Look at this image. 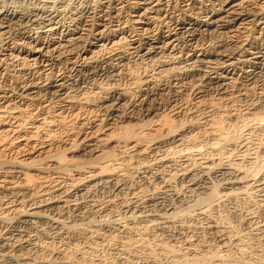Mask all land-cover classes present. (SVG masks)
I'll list each match as a JSON object with an SVG mask.
<instances>
[{"label":"clouds","instance_id":"1","mask_svg":"<svg viewBox=\"0 0 264 264\" xmlns=\"http://www.w3.org/2000/svg\"><path fill=\"white\" fill-rule=\"evenodd\" d=\"M99 2L0 0V264H264V0L69 44Z\"/></svg>","mask_w":264,"mask_h":264},{"label":"bare ground","instance_id":"2","mask_svg":"<svg viewBox=\"0 0 264 264\" xmlns=\"http://www.w3.org/2000/svg\"><path fill=\"white\" fill-rule=\"evenodd\" d=\"M228 4H232L233 0H227ZM224 0H220V3H216V0H212L211 3L208 0H101L95 8L86 7L87 19L86 26L81 29L83 33L78 41H69V44L78 43L83 45L85 48L90 40L94 36L92 31L98 26L103 27L98 35L100 37L109 34H115L127 30L132 40L139 38L141 41L151 40L155 41L157 37L163 33L164 37H175L179 31L181 25L188 23L189 27L185 29V37L188 38L187 34L191 33L193 36L199 34L205 35V32H201L197 29L196 32H192L191 22L195 21L200 24H209L210 17L218 15L219 13H225L224 18L215 21L220 26H225L229 20L227 13L225 12ZM85 9H83L84 11ZM77 14V13H76ZM80 19H84L80 16ZM76 23L75 20L71 21ZM102 22V25L101 23ZM235 24V21H231ZM115 25V29L112 25ZM150 25L151 27H147ZM242 33V29H240ZM264 27H258L254 31L253 35L244 40V46L249 47L250 51L254 50L258 45L264 48ZM64 33L56 37V40H62ZM241 37L234 36L233 41H239ZM7 79V77H6ZM9 125H0V130H6ZM21 144L23 142H20ZM19 145H17L18 147ZM18 165L16 164H5L3 173H0V180L2 179H22L20 176ZM11 172V174H9ZM33 181L31 178L28 179L27 183L31 184ZM7 194L4 190L0 189V195ZM48 207V205H45ZM20 209L22 214L19 219H16V211ZM35 207L28 209L23 204L13 203L11 207H4V212H12L13 216L10 217L12 220V226L9 229L8 235H20L21 229H31V220L35 217L28 215L29 211H39ZM38 219V218H37ZM4 223V221H0ZM0 244H7L6 240H0ZM21 247V245H17ZM5 251L7 248L4 249ZM15 251V249H13ZM8 257H5L4 264H7ZM9 264H15L14 261H10Z\"/></svg>","mask_w":264,"mask_h":264},{"label":"rangeland","instance_id":"3","mask_svg":"<svg viewBox=\"0 0 264 264\" xmlns=\"http://www.w3.org/2000/svg\"><path fill=\"white\" fill-rule=\"evenodd\" d=\"M101 1V0H100ZM87 7V6H86ZM88 7H91V6H88ZM79 11H83V9L79 10ZM79 11L77 12V14L75 15H79ZM72 23V22H71Z\"/></svg>","mask_w":264,"mask_h":264}]
</instances>
